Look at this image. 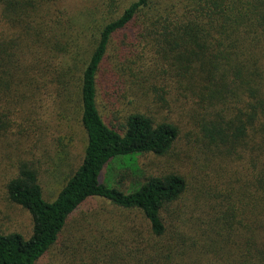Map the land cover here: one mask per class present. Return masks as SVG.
Here are the masks:
<instances>
[{
	"label": "trees",
	"instance_id": "obj_1",
	"mask_svg": "<svg viewBox=\"0 0 264 264\" xmlns=\"http://www.w3.org/2000/svg\"><path fill=\"white\" fill-rule=\"evenodd\" d=\"M178 2V13L149 14V0H135L101 27L76 86L86 137L82 161L51 201L44 199L36 172L20 167L7 185V197L28 214L30 235L0 233V264H38L92 200L128 216L138 214L147 227L128 236L121 251L103 235L92 238V264H171L174 259L183 264L197 244L186 239L204 232L198 219L179 223L170 208L190 189L208 203L212 222L229 212L252 223L255 232L264 227V0ZM46 5L0 0V136L20 127L15 112L22 98L21 73L33 85L34 75L51 68L57 51L50 45ZM56 12L59 20L65 16L62 9ZM110 47L117 48V78L125 87L156 99L159 109L177 99L187 107L199 138L191 152L195 179L172 172L142 176L127 188V175L113 183L106 178L114 164L134 167L142 156H168L178 138L176 125L137 110L128 112L119 128L102 120L96 88ZM72 59L63 51L59 68Z\"/></svg>",
	"mask_w": 264,
	"mask_h": 264
},
{
	"label": "rangeland",
	"instance_id": "obj_2",
	"mask_svg": "<svg viewBox=\"0 0 264 264\" xmlns=\"http://www.w3.org/2000/svg\"><path fill=\"white\" fill-rule=\"evenodd\" d=\"M46 1L48 25L53 29L50 45L57 51H53L51 68L46 73L42 70L34 75L33 85L28 76L21 73L22 98L15 112L20 127L10 135L0 136L2 234L30 235L28 214L10 203L7 197V185L18 176L20 167L27 166L36 172L44 199L51 201L69 172L81 163L86 137L79 123L76 89L79 71L90 56L101 27L117 19L135 0H51V3L44 0V4ZM177 7H180L178 0H149L148 10L149 14H169L171 11L178 13ZM61 9L65 16L59 20L56 11ZM63 51L70 53L73 59L67 68L61 69L58 58ZM118 64L117 48L110 47L96 88V106L102 120L119 128L124 116L137 110L176 125L178 138L166 157L142 156L136 159L134 167L114 164L112 170L106 172L108 181L116 182L118 175L124 174L128 178L123 186L130 188L142 176L181 171L190 180L195 179L196 165L191 152L199 138L196 122L183 101L177 99L170 108L162 106L159 109L156 99L144 96L143 91L133 86L125 87L119 81ZM170 211L179 223H194L198 219L204 232L186 239L197 241V244L195 250L187 251L183 259L185 264H262L264 227L255 232L252 223L243 220L239 214L232 217L229 212H220L219 223L212 222L208 218V203L192 189ZM130 226L136 231L129 230ZM141 230L146 232L147 227L138 214L128 216L108 202L92 200L70 219L58 244L38 264H92V238L103 235L117 251H121L125 249L127 237ZM170 237L168 235L165 240ZM251 251L256 252V259L251 258ZM192 253L194 256H188ZM171 264H177L176 260Z\"/></svg>",
	"mask_w": 264,
	"mask_h": 264
}]
</instances>
